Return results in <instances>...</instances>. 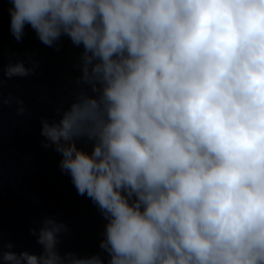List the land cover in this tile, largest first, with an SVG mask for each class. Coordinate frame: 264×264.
<instances>
[{"label":"clouds","instance_id":"obj_1","mask_svg":"<svg viewBox=\"0 0 264 264\" xmlns=\"http://www.w3.org/2000/svg\"><path fill=\"white\" fill-rule=\"evenodd\" d=\"M9 15L17 41L29 25L46 46L82 47L67 107L40 134L105 218L107 264H264V0H11ZM37 67L9 57L0 88ZM13 103L27 113L0 95ZM62 230L45 218L39 255L0 259L105 264L62 256Z\"/></svg>","mask_w":264,"mask_h":264},{"label":"water","instance_id":"obj_2","mask_svg":"<svg viewBox=\"0 0 264 264\" xmlns=\"http://www.w3.org/2000/svg\"><path fill=\"white\" fill-rule=\"evenodd\" d=\"M10 4L11 0H0V78L9 57L24 61L26 67L35 61L38 67L29 76L8 79L0 88V95L11 92L27 109L18 115L15 103L0 104V251L39 255L42 246L32 230L38 234L42 221L52 217L65 226L57 243L62 256L99 254L107 264V253L99 247L105 218L87 195L78 194L70 175L59 166L60 153L54 146L44 147L40 134L41 117L51 122L58 106L67 107L80 75L82 47L67 36L46 46L29 25L17 41L9 30ZM77 146L91 151L90 142L78 140ZM9 242L12 248L5 249Z\"/></svg>","mask_w":264,"mask_h":264}]
</instances>
